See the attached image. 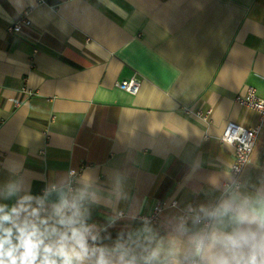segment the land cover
<instances>
[{"label": "crops", "instance_id": "crops-1", "mask_svg": "<svg viewBox=\"0 0 264 264\" xmlns=\"http://www.w3.org/2000/svg\"><path fill=\"white\" fill-rule=\"evenodd\" d=\"M250 87L264 97V0H0V179L40 192L75 169L113 237L157 205L164 223L231 173L221 137L257 125ZM262 174L264 124L241 176Z\"/></svg>", "mask_w": 264, "mask_h": 264}, {"label": "clouds", "instance_id": "clouds-1", "mask_svg": "<svg viewBox=\"0 0 264 264\" xmlns=\"http://www.w3.org/2000/svg\"><path fill=\"white\" fill-rule=\"evenodd\" d=\"M75 176L42 181L40 192L15 175L0 179V264H264V174L225 173L164 223L143 215L115 237L117 217L89 222L98 189Z\"/></svg>", "mask_w": 264, "mask_h": 264}, {"label": "built area", "instance_id": "built-area-1", "mask_svg": "<svg viewBox=\"0 0 264 264\" xmlns=\"http://www.w3.org/2000/svg\"><path fill=\"white\" fill-rule=\"evenodd\" d=\"M30 26L31 21L24 17L10 25L8 30L10 32L20 33L24 30V28H28ZM117 85L123 90L136 93L141 87V81L130 79L119 81ZM235 100L241 106L254 109L259 113V121L254 127L248 128L243 125L241 126L236 122L230 121L221 137L223 142L232 144L235 149V161L231 167V174L234 177H241L244 168H246V166L251 162L256 140L264 124V97H260L257 94L256 89L250 87L246 93L237 95ZM209 113L210 111H208L206 114L201 111L197 112V114L202 116L204 119H207ZM162 209V205H157L155 207L154 213L150 217L158 220V214L162 211Z\"/></svg>", "mask_w": 264, "mask_h": 264}]
</instances>
